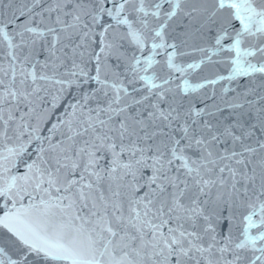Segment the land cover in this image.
<instances>
[{"label": "snow or ice", "instance_id": "snow-or-ice-1", "mask_svg": "<svg viewBox=\"0 0 264 264\" xmlns=\"http://www.w3.org/2000/svg\"><path fill=\"white\" fill-rule=\"evenodd\" d=\"M0 264H264V0H0Z\"/></svg>", "mask_w": 264, "mask_h": 264}]
</instances>
